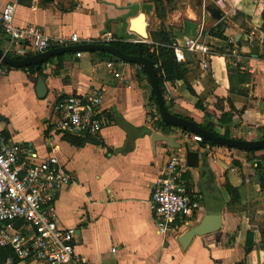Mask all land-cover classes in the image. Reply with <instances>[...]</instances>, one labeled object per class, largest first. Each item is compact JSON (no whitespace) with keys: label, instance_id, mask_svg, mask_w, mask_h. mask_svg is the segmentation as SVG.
<instances>
[{"label":"crops","instance_id":"1","mask_svg":"<svg viewBox=\"0 0 264 264\" xmlns=\"http://www.w3.org/2000/svg\"><path fill=\"white\" fill-rule=\"evenodd\" d=\"M217 1L185 0L176 10L156 14L151 0H20L15 24L39 27L70 46L98 43L107 34L116 43H137L141 39L130 22L152 4L147 43L160 45L153 34L171 35L183 58L177 61L174 51L175 60L186 67L184 80L168 81L162 71L168 110L218 136L263 139L264 0H221L222 9ZM7 2L0 0V13ZM216 8L220 20L209 13ZM73 35L80 44L69 43ZM191 39L213 53L208 69L202 54L183 49ZM7 47L8 38L0 36V51ZM49 61L43 76L6 66L0 75V120L9 138L37 162L56 156L71 178L56 211L60 226L76 231L80 264H264V150L187 142L200 158L191 168L185 151L183 178L200 209L163 237L154 223L152 188L183 130L162 124L139 65L103 52L66 53ZM89 95L101 98L106 117L101 134L54 135L52 103ZM207 216H219V228L183 247L180 239Z\"/></svg>","mask_w":264,"mask_h":264},{"label":"built area","instance_id":"2","mask_svg":"<svg viewBox=\"0 0 264 264\" xmlns=\"http://www.w3.org/2000/svg\"><path fill=\"white\" fill-rule=\"evenodd\" d=\"M19 1L8 0L0 13V36L8 38L6 54L16 57L28 48L37 55L70 46L63 39H50L39 27H18L15 13ZM216 4L224 8L221 0ZM112 42L110 34L98 41ZM69 43L81 41L73 35ZM172 48L176 60L182 61L177 44ZM183 49L202 54L203 68L210 67L213 53L197 39L186 40ZM5 73L6 66L0 62V75ZM100 107L101 98L95 95L61 98L51 105L52 133L62 137L98 136L106 123ZM197 139L183 131L179 146L169 151L164 171L153 185V218L163 237L200 209L199 200L189 194L183 178L185 145ZM70 183L71 178L56 156L37 162L9 138L6 125L0 120V264H80L75 252L76 231L62 228L56 211L57 198Z\"/></svg>","mask_w":264,"mask_h":264},{"label":"water","instance_id":"3","mask_svg":"<svg viewBox=\"0 0 264 264\" xmlns=\"http://www.w3.org/2000/svg\"><path fill=\"white\" fill-rule=\"evenodd\" d=\"M153 11L152 4H146L143 6L142 12L130 22V30L140 37L143 41L149 40V32H148V15ZM209 13L211 17L215 20H220L222 18V13L219 9H209ZM141 25V27H140ZM140 27V28H138ZM139 49V53L136 56H129L124 54L118 48L110 45V44H101V43H90L86 45H75V46H67L51 49L42 54L32 55L26 57L24 59L13 58L6 53L0 51V62H2L5 66H9L12 68H29L32 66H38L43 63L48 62L53 57L63 55L66 53H85V52H103L107 53L119 61L139 65L143 72L150 80L152 93L155 97L157 103V109L162 121V124L165 126H174L180 128L184 131H188L193 134L203 142H210L217 144L219 146H223L226 148L237 149L242 151H261L264 150V139H258L254 141H245L240 139H233L223 136L215 135L213 132L206 130L194 122L179 117L177 115L172 114L166 104V100L161 92L159 83H158V74L156 71V66L154 63L147 57L142 54V44L143 42L136 43ZM46 94L45 82L40 80V98L44 99ZM186 150V160L187 164L191 168H196L199 165V152L191 151L188 144L185 145ZM215 223V225H213ZM220 218L219 216H207L202 223L187 232L181 239L180 243L183 247H186L189 242L195 236H203L212 231H215L219 228Z\"/></svg>","mask_w":264,"mask_h":264},{"label":"trees","instance_id":"4","mask_svg":"<svg viewBox=\"0 0 264 264\" xmlns=\"http://www.w3.org/2000/svg\"><path fill=\"white\" fill-rule=\"evenodd\" d=\"M151 1H153L155 3L156 14L160 13V11H165V8L160 7V5H162L161 4L162 1H166L168 3L174 2V0H151ZM152 39H153V42H155V43L159 42L160 45L156 46V45H152V44H148V43H143L141 51H142L143 56L149 58L154 63V65L156 66V71L158 74V83H159L161 92L164 96V82H165V80H164V77L162 76V71H164L167 74V78H165V79L168 81L178 80V79L184 80L186 77V69H185L186 67L181 63H177L175 60L174 50L172 48V46L175 43H174V40H173L171 35L162 32L160 34H153ZM110 44L112 46L118 48L119 50H121L124 54H127L129 56H136L139 53V49H138V46L136 43L112 42ZM101 55H105V54H101ZM9 56H11V55H9ZM29 56H32V53L30 52V50L28 48H25L23 53H21L18 57H15V58L24 59V58L29 57ZM11 57H13V56H11ZM49 62L43 63V64L38 65V66H32V67L26 68V70H28V72L30 74L37 73L38 76H43L44 75L43 66H45ZM147 79H148V82L150 84V80L148 77H147ZM151 94H152L151 98H152L153 105L157 108V103H156L155 97H154L153 93H151ZM228 124H231V122H229ZM202 128L209 130L216 135V133L212 129H210L208 127H202ZM184 132H188V131H184ZM225 136H228V135H225ZM262 138L264 139V135L262 136ZM197 140L200 143V145H202V146H205L207 144L210 146H217L214 143L203 142L200 139H197ZM237 151H239V150H237Z\"/></svg>","mask_w":264,"mask_h":264},{"label":"rangeland","instance_id":"5","mask_svg":"<svg viewBox=\"0 0 264 264\" xmlns=\"http://www.w3.org/2000/svg\"><path fill=\"white\" fill-rule=\"evenodd\" d=\"M185 0H178V1H174V2H172V3H168V2H166V1H162V5H160V7H163V8H165L166 9V11L169 9V11H171V10H176L177 8H179L181 5H182V3L184 2ZM153 4H155L154 2H153ZM157 23H158V20H156L155 19V17H154V15L153 16H151L150 17V25L152 26V28L154 29V27L157 25ZM138 28H140V27H138ZM149 31H150V28H149ZM139 42H143V43H145V41H143V40H140Z\"/></svg>","mask_w":264,"mask_h":264},{"label":"bare ground","instance_id":"6","mask_svg":"<svg viewBox=\"0 0 264 264\" xmlns=\"http://www.w3.org/2000/svg\"><path fill=\"white\" fill-rule=\"evenodd\" d=\"M140 27H141V25H140Z\"/></svg>","mask_w":264,"mask_h":264}]
</instances>
